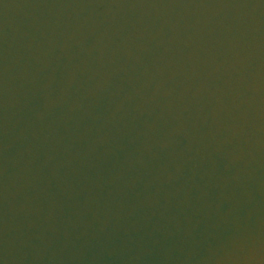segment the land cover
I'll use <instances>...</instances> for the list:
<instances>
[{
    "label": "water",
    "instance_id": "obj_1",
    "mask_svg": "<svg viewBox=\"0 0 264 264\" xmlns=\"http://www.w3.org/2000/svg\"><path fill=\"white\" fill-rule=\"evenodd\" d=\"M0 264H264V0H0Z\"/></svg>",
    "mask_w": 264,
    "mask_h": 264
}]
</instances>
